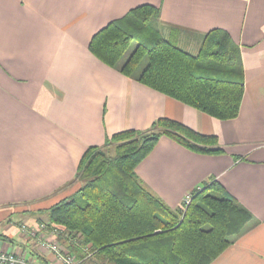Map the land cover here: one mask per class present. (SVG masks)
Returning a JSON list of instances; mask_svg holds the SVG:
<instances>
[{
    "label": "crops",
    "instance_id": "obj_1",
    "mask_svg": "<svg viewBox=\"0 0 264 264\" xmlns=\"http://www.w3.org/2000/svg\"><path fill=\"white\" fill-rule=\"evenodd\" d=\"M141 5L158 8L160 34L193 56L211 30L230 36L244 72L236 118L210 117L92 54L93 35ZM160 118L215 136L221 153L162 136L136 175L174 210L218 183L250 219L210 264H264V0H0V252L51 264L41 243L58 236L31 237L22 226L37 230L48 219L37 211L76 192L71 182L88 148Z\"/></svg>",
    "mask_w": 264,
    "mask_h": 264
},
{
    "label": "trees",
    "instance_id": "obj_2",
    "mask_svg": "<svg viewBox=\"0 0 264 264\" xmlns=\"http://www.w3.org/2000/svg\"><path fill=\"white\" fill-rule=\"evenodd\" d=\"M158 17L156 7L134 8L93 35L89 50L210 117L236 118L244 72L230 36L211 30L193 56L160 34ZM162 136L197 153H221L215 136L160 118L147 130L122 131L104 146L88 148L71 182L76 192L37 211L47 215V230L58 232L79 264H210L248 224L249 213L215 181L192 191L190 203L175 210L146 187L135 169Z\"/></svg>",
    "mask_w": 264,
    "mask_h": 264
},
{
    "label": "built area",
    "instance_id": "obj_3",
    "mask_svg": "<svg viewBox=\"0 0 264 264\" xmlns=\"http://www.w3.org/2000/svg\"><path fill=\"white\" fill-rule=\"evenodd\" d=\"M197 190H201V187L196 188ZM192 198V192L187 194L183 200V204L187 206ZM22 231L26 232L29 236L35 237L37 236V232L47 230L45 224H40L36 229H26L24 226L21 228ZM54 233V231H53ZM42 247L47 249L54 255V260L51 264H79L78 260L68 254L63 246L61 245L59 240L54 241H42ZM0 264H33L32 262L28 261L25 256L22 255H12L0 252Z\"/></svg>",
    "mask_w": 264,
    "mask_h": 264
},
{
    "label": "rangeland",
    "instance_id": "obj_4",
    "mask_svg": "<svg viewBox=\"0 0 264 264\" xmlns=\"http://www.w3.org/2000/svg\"><path fill=\"white\" fill-rule=\"evenodd\" d=\"M108 148L111 150V152L114 151V146L113 145L109 146ZM183 206H185V205L183 204ZM42 219H45V216H43ZM54 234L57 236L58 235V232L56 231V232H54ZM59 240H60V238H59ZM61 245L63 246V248L65 249V251L68 252L67 249L65 248L64 244L61 243Z\"/></svg>",
    "mask_w": 264,
    "mask_h": 264
}]
</instances>
